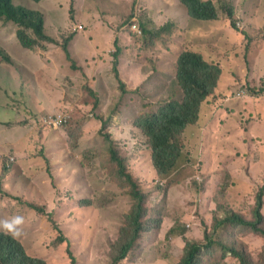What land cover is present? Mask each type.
I'll return each instance as SVG.
<instances>
[{
  "label": "rangeland",
  "instance_id": "obj_1",
  "mask_svg": "<svg viewBox=\"0 0 264 264\" xmlns=\"http://www.w3.org/2000/svg\"><path fill=\"white\" fill-rule=\"evenodd\" d=\"M16 3L40 10L48 34L59 41V45L48 44L47 54L37 49L25 55L17 39L19 28L0 23V40L9 45L7 52L30 69L26 72L35 78L37 86L36 89L32 77L24 74L21 78L17 69L8 73L0 64V121L7 125L0 130L9 134V145L21 143L17 151L8 148L16 157L15 162L19 157L20 160L1 179L0 217L10 219L17 212L16 215L24 217L23 235L19 239L27 252L46 259L48 264H111L113 246L120 239V227L133 203L131 187L124 176L129 173L145 195L150 212L147 232L120 264H177L186 246L180 234L183 224L189 227L186 234L189 239L203 240L208 232L213 243L217 240L216 247L204 250L202 264H264V235L260 232L243 226L226 229L222 226L214 231L218 218L203 203L202 190L211 186L212 201V184L219 187L226 170L212 172V163L208 164L212 155H201L193 165L162 179L153 171L146 138L135 128L143 113L158 110L160 103L171 97L181 98L175 71V60L182 50L175 47L179 36L175 35L174 42L165 45L155 41L156 46L152 47L145 36L135 34L131 29L133 18H138L142 28H146L148 21L144 10L147 5L138 0H44L36 5L16 0ZM216 5L220 19L212 23V48L223 54L232 50L231 60L225 61L229 65L226 79L234 74L236 89L247 90L251 104L239 100L241 108L247 111L245 121L259 118L261 126L264 122V1L216 0ZM229 10L235 12V29L228 19ZM155 12L160 15V11ZM223 21L227 22L225 26L221 25ZM155 27L158 26L148 25L150 29ZM72 35L71 53L77 64L85 67V73L72 71L64 56L61 45ZM209 36L205 40L193 38L187 45L204 44ZM118 46L126 47L123 53H128L131 63L126 66L122 59L119 65L131 89L127 93L122 92L115 79L114 58L109 56ZM0 48L4 49L3 45ZM162 56L165 59L158 62L156 59ZM86 62L91 66L87 67ZM14 91H18V96L12 94ZM46 96L56 99L55 107L47 104ZM24 109L27 115L23 117L20 113ZM57 111L68 113L69 122L60 128L44 127L41 118ZM207 115L206 112L204 120ZM101 119L108 125L104 130ZM52 136L61 137L63 144L64 155L58 154V159H52ZM207 136L211 142V132ZM113 148L125 171L113 158ZM224 150L228 155L234 153L230 144ZM259 152L261 149L244 152V161L251 162L248 178L243 185L233 182L232 191L237 192H230L232 201L238 205L236 211L250 221L256 220L257 195L264 189V155ZM44 154L51 162L48 169ZM254 158L258 160L253 164ZM37 190L41 195H35ZM35 196L46 203L49 216L59 224L68 240L64 244H58V232L49 216L24 210L29 206L16 201L18 197L33 200ZM223 212L225 216L228 213ZM261 212L264 216V204ZM261 227L264 228V222ZM173 230L175 233L171 235ZM232 248L237 250L236 257L229 254Z\"/></svg>",
  "mask_w": 264,
  "mask_h": 264
},
{
  "label": "trees",
  "instance_id": "obj_2",
  "mask_svg": "<svg viewBox=\"0 0 264 264\" xmlns=\"http://www.w3.org/2000/svg\"><path fill=\"white\" fill-rule=\"evenodd\" d=\"M35 1L41 2L42 0ZM180 1L187 6L191 17L196 20L213 21L218 19V8L215 2L211 0ZM14 7L13 0H0V17L6 16L9 19L17 21L20 27L33 31L35 37L30 36L23 29L18 32L19 40L24 47L35 49L37 46H41L45 49V42H56L55 39L51 38L46 33L45 21L42 19L39 12L17 9ZM227 14L231 20L232 27L235 28L233 22L235 20V13L229 10ZM142 29L145 35L146 33H150L147 28L143 27ZM166 29L167 28H163L153 34L160 37ZM72 38L73 35L63 43L64 52L70 61L72 58L68 45ZM114 57L113 72L120 86L124 88L125 84L120 77L118 69L119 48H117V51L114 53ZM2 60L8 62L9 58L2 55ZM218 61L219 58L213 57V55L210 57L202 53L190 51L183 53L178 59L176 66V84H179L182 90L181 98L175 96L169 98L158 113L150 114L148 112L136 122V126L146 138L149 149L152 151L153 166L158 176L162 179H166L182 167L195 163V158L192 153L186 152V144L183 136L189 126L197 124L202 104L214 94V90L222 72V68ZM72 68L78 69L75 64H72ZM112 154L113 158L119 162L122 171H125V165L115 149L112 150ZM124 176L131 187L133 203L120 227V239L118 243L113 246L111 264H120L122 261L126 260L134 250L137 242L148 230L146 220L150 210L146 202V197L141 192L136 180L131 174L125 173ZM225 187H227V185L224 186V188ZM219 192L220 195L223 194V189H220ZM263 197L264 189L257 195L256 210L254 211L256 217L255 221H250L234 212H229L234 211V209L228 198H222L224 200V205L221 208L229 212L224 221H222V224L236 227H249L253 229L255 233L260 232L264 235V228L261 227L264 221V216L261 212ZM31 207L36 209L40 214L49 216L46 207L36 205H31ZM50 221L55 231L58 232V244L67 242L68 240L62 234L59 224L53 221L51 217ZM217 227L218 222L215 225V228ZM224 228L226 229L227 227ZM187 232V225H181L180 234L184 237L186 246L177 264H202L204 250L213 245L216 247L218 245L215 244L217 240L215 239L213 243L212 237L209 236L208 232H206L203 240L189 239L186 237ZM174 233L175 231L173 230L170 234L172 235ZM232 253L234 257L237 255L235 251H232ZM68 254L73 258V254L69 249ZM0 264H48V262L44 258L30 255L23 244L17 239L0 233Z\"/></svg>",
  "mask_w": 264,
  "mask_h": 264
},
{
  "label": "clouds",
  "instance_id": "obj_3",
  "mask_svg": "<svg viewBox=\"0 0 264 264\" xmlns=\"http://www.w3.org/2000/svg\"><path fill=\"white\" fill-rule=\"evenodd\" d=\"M23 1H26V2H29V3H31V4H34V5H36V4H39V3H41L42 1H44V0H42L41 2H36L35 0H23ZM138 1H140V2H144L146 5H147V7H149L154 13H156L155 11H160V15L161 14H165L166 13V11H167V8H168V3H170V1H172V0H146V1H142V0H138ZM203 1H210V0H203ZM211 1H213V2H215V4H216V0H211ZM233 1V0H232ZM258 1H264V0H258ZM150 4V5H149ZM13 5L15 6L14 8H17V9H24V10H30V11H36V12H39L40 14H41V17H42V19L44 20V17H43V14H42V12L40 11V10H38V9H31V8H29L28 6H26V5H23V4H17L16 3V0H13ZM141 6H142V4H141ZM217 6V5H216ZM232 6H233V4H232ZM147 7H144V10H146L147 11V13H148V8ZM218 8V7H217ZM234 8V7H233ZM182 11H185V13H183ZM161 12H165V13H161ZM146 13V14H147ZM235 13V12H234ZM218 14H219V16H218V19L217 20H213V21H211L212 23H215V22H219V19H220V11H218ZM148 15V21H147V23H146V28H147V30L150 32L149 34H147L146 33V35H145V33H144V30L142 29V26H140V24H139V20H138V18H133V20H132V26H131V29L133 30V32L135 33V34H137L138 36H145L146 37V39H148L147 40V42L149 43V45L150 46H152V47H154V46H156V43H155V41H158L159 43H161V44H166V43H169V42H174V39H175V35H178L179 36V39H178V41L176 42V45H175V47L178 49V48H180V49H182L180 52H179V54H178V56H177V59L175 60V71H176V74H177V68H176V66H177V62H178V59L180 58V56L183 54V53H185V52H187V51H190V52H195V53H202L198 48H196V47H194V45H193V47H191V45H187L190 41H192L193 40V38H196V39H198V40H205L206 38H200V37H188V36H186V35H183L182 33L189 27V25H190V23H191V21H194V20H196V19H194V18H192L191 17V15H190V13H189V11H188V8H187V6H185L180 0H179V2L176 4V2H175V5L173 4V6H172V8H171V11H170V13H169V15H168V18H167V20L164 22V24H162V25H160V26H158V25H156L155 24V22L153 21V19L149 16V13L147 14ZM236 17V16H235ZM228 19H229V17H228ZM230 20V19H229ZM45 21V20H44ZM196 21H202V20H196ZM231 21V20H230ZM1 22H7L8 24H10V25H14V26H16V27H18L19 29H18V31H17V39H18V41L20 42V40H19V37H18V32L20 31V30H25L30 36H34L35 37V35H34V33H33V31L32 30H26V29H24V28H22V27H20L19 25H18V23H17V21H15V20H12V19H9V18H7L6 16H3V17H0V23ZM203 22H209V21H203ZM150 23H152V24H154L155 26H158V27H155V29H150V28H148V25L150 24ZM227 24V22L226 21H223L222 22V24L221 25H223V26H225ZM44 25H45V23H44ZM238 25H239V27H241L242 26V23L240 22V23H238ZM80 26V25H79ZM79 26H77V27H79ZM231 27H232V25H231ZM82 28V27H81ZM163 28H167L166 29V31L163 33V35H161L160 37H158V36H155L153 33L154 32H158V31H160L161 29H163ZM233 29H235L234 27H232ZM45 31H46V33L48 34V32H47V28H46V25H45ZM244 34V33H243ZM49 35V34H48ZM50 36V35H49ZM51 38H53L52 36H50ZM53 39H55V38H53ZM74 39V36H73V38L69 41V45H68V48H69V52H70V55H71V58H72V60L70 61L68 58H67V56H66V53L64 52V48H63V44L61 45L62 46V49H63V53H64V56H65V58H66V60L69 62V64H70V69L73 71V70H75V71H82L83 73H85V67H83L82 65H80V64H77V62H76V60H75V58H74V56H73V53H71V50H70V42L72 41ZM56 40V39H55ZM117 42V43H116ZM4 43V41L3 40H0V46H2L3 45V47H4V49H2V48H0V64H1V68L2 69H6V71L9 73L12 69H17L18 70V73L20 74V76H21V78H22V76L24 75V74H26V75H28V76H30V77H32V79L34 80V82H35V78L31 75V74H29V73H27L26 71H30V69L28 68V67H26V66H24L21 62H19L18 60H17V58L16 57H13L11 54H9L8 52H7V50H6V48L7 47H9V45L8 44H3ZM20 44H21V42H20ZM45 44V49H43L41 46H37L35 49H29V48H26V47H24L22 44H21V47H22V52L25 54V55H27V53H28V51H36L37 49H42V54H44V53H48V51L47 50H49L50 49V47L48 46V44H57V45H59V41L58 40H56V42H53V43H50V42H45L44 43ZM115 44L117 45V44H119V40L118 39H116V41H115ZM226 47V46H225ZM117 48H119V59H118V61H119V65L121 64V61H122V59L124 60V62H125V64L124 65H126V66H129L131 63H130V59H129V55H128V53L127 52H125V53H123V51L126 49V47H120V46H118ZM215 50V53H217L218 52V49H214ZM109 51H111V52H113L112 51V49H110ZM117 51V49L112 53V55L111 54H109V56L112 58V56H113V64H114V60H115V57H114V53ZM121 51H122V55H120V53H121ZM203 54V53H202ZM2 55L3 56H7L8 58H9V61L8 62H6V61H3L2 60ZM203 55H205V54H203ZM217 55H219V56H221L222 57V59L220 60L219 59V61H218V63H219V65L221 66V68H222V72H221V75H220V78H219V80H218V83H217V86H216V88H215V90H214V94L210 97V98H208L203 104H202V106H201V108H200V117H199V120H198V122H197V124L196 125H198V123L200 122V120H201V112H202V107L205 105V106H207V107H209V108H212V104H217V108H220L221 107V101H220V93H218V89H219V87H220V85L221 84H224L225 86H229V88H230V91H229V93L227 94V96L225 97V99H230L231 100V98H235L234 100L236 101V102H238L239 103V111H241V120H242V122L244 123V124H248V126L249 127H253V126H257V129H256V132L257 133H259L262 137H264V122L262 123V125L260 126V119L258 118V119H255V118H251L250 120H248V122H246L245 121V116L244 115H247V111L245 110V109H242L241 108V106H240V102H239V100H242V102H243V104H251V102H250V96H246V92H247V90H237L236 89V87H235V84H236V81H237V79H236V77H235V75L234 74H232L231 75V77L230 78H228V79H226V72H227V70H229V65H228V63L227 62H225V61H229V60H231V55H232V53L231 54H228V52L227 53H218V54H214V56L216 57ZM228 55V56H227ZM236 56H237V54H235ZM165 59V57L164 56H162V57H159V59H156L158 62H159V60H161V61H163ZM224 59V60H223ZM86 61V60H85ZM94 62V64H95V60L93 61ZM98 62L99 63H101V58H98ZM87 63V67H89V66H91V64L89 63V62H86ZM72 64H75L77 67H78V69H74V68H72ZM119 65H118V69H119V72H120V77L122 78V80H123V82H124V84H125V86H124V88H122V86H120V89L122 90V92L123 93H127V91L128 90H131L129 87H127V83L125 82V80H124V77L122 76V74H121V70H120V68H119ZM20 69H24L25 71H23V70H20ZM160 70V69H159ZM112 71H113V67H112ZM161 71V70H160ZM114 73V72H113ZM165 72H163L162 74H164ZM114 76H115V74H114ZM21 78H20V81H21ZM115 79H116V77H115ZM226 79V80H225ZM117 80V79H116ZM176 80H177V78H176ZM118 82V81H117ZM119 83V82H118ZM119 85H120V83H119ZM20 86L23 88V86L20 84ZM35 87H36V89H37V86H36V82H35ZM89 88H91V90L96 94V96L97 97H100V94H99V92L96 90V89H94L91 85H89ZM24 89V88H23ZM25 90V89H24ZM26 91V90H25ZM27 92V91H26ZM28 93V92H27ZM13 95H17L18 96V91H14L13 93H12ZM29 94V93H28ZM246 97H247V99H246ZM249 98V99H248ZM168 100V99H167ZM167 100H165V101H163V102H161V103H163V104H161L160 103V105H159V108H158V110H155V109H152V110H150L149 111V113L150 114H154V113H158L159 112V110L165 105L164 103L167 101ZM99 106V100L96 102V107H98ZM22 112H23V110H22ZM60 111H57V112H52V113H49V114H47L46 116H44V117H42L41 118V124L44 126V127H46V128H60V127H62V126H65L68 122H69V120H70V115L68 114V113H66V112H62V113H59ZM33 113V112H32ZM146 113H148V112H146ZM146 113H143L139 118H138V120L137 121H139ZM21 114V113H20ZM30 117V116H29ZM4 121H0V125H2V126H0V127H3L4 126V123H3ZM100 122H101V126H102V130H104V129H106L107 128V123H106V121L104 120V119H101L100 120ZM115 122H118V119H115ZM196 125H192V126H189L188 128H187V130H186V132L184 133V140H185V144H186V151L188 152V153H192V155H193V157L195 158V163H196V160L198 159V158H200V156H195L194 154H193V152L191 151V149H190V147H189V145H188V143H187V139H186V133H187V131L189 130V129H191L192 127H194V126H196ZM5 126H7V125H5ZM9 127V126H8ZM135 128L137 129V131L139 132V134H140V136H142L143 138H145L144 136H143V134H142V132L139 130V128L136 126V124H135ZM8 136H9V134L7 135V140H8ZM106 138H107V140H110V136L109 135H107L106 136ZM42 144L43 145H45V146H47V144L44 142V141H42ZM20 146H21V143H18L15 147H13L12 148V150L13 151H17V150H19V148H20ZM149 147V146H148ZM115 148H113L112 150H114ZM11 150V149H10ZM116 150V149H115ZM51 154H52V159L53 158H55V159H58L60 156H62V155H64V153H63V144H62V141H61V137H57V136H52L51 137ZM117 151V150H116ZM151 151V150H150ZM118 153V152H117ZM26 154V153H25ZM59 154V157L58 158H56V156ZM113 155V154H112ZM119 155V154H118ZM120 157V156H119ZM15 159H16V157L12 154V152L11 151H9L8 150V148H5V149H0V182H1V179H2V177H3V175L4 174H6V173H8L10 170H11V168H12V165L14 166H16L17 164H18V162H19V160H20V157L17 159V161L15 162ZM43 159H44V162L46 163V169H48L49 168V166L51 165V162H50V159L47 157V154H44V156H43ZM263 159V158H262ZM202 160V159H201ZM261 160V159H260ZM242 161H243V164L246 166L247 165V162L246 161H244V157H243V159H242ZM15 162V163H14ZM151 165H152V168H153V171L155 172V174H156V176H158V174H157V171H156V169L154 168V166H153V162H152V151H151ZM224 170H226L225 171V175H224V178H223V182H222V184L218 187V185H214V184H212V190H213V196H212V200H213V203H214V205H215V207L212 209V201L210 200V198H209V189L211 188V186H207L206 187V189H204L203 188V190H202V192H203V203L208 207V209L209 210H212V215L214 214V216H216L218 219H216L217 221H216V223H215V225L217 224V222H218V227L217 228H215V225H214V231L215 230H219L222 226L223 227H227V228H229V227H236V226H233V225H228V224H222V221H224V219L227 217V215H228V213L229 212H234V213H236V214H238V215H240V216H242L243 218H244V216L241 214V213H239L238 211H236V209H238L237 207H238V205L237 204H235L233 201H232V199H231V194H230V192L231 193H235V192H237V190H235V191H232V187L234 186V184H232L233 182L235 183V184H239L238 182H237V178H235L234 177V175H233V173L231 172V171H229L228 169H224ZM223 172V171H222ZM220 173V172H219ZM216 177H219L218 175H215ZM132 177L135 179V177L132 175ZM136 180V179H135ZM137 182V181H136ZM245 182V180L243 181V182H241V183H244ZM220 184V183H219ZM227 185V187H225L224 188V186H226ZM218 188V189H217ZM220 189H223V194H221L220 195ZM206 193H208V194H206ZM238 193H242V190H238ZM41 195V193L37 190L36 191V193H35V195L37 196V195ZM36 196H35V199H24V197H18V198H16V201L18 202V203H20V204H23V205H27V206H29V208H26V209H24V210H35V211H37L36 209H33L32 207H31V205H36V206H40V207H46V209H47V212H48V208H47V205H46V203H41L40 202V200H37V198H36ZM222 198H228L229 199V201H230V203H231V205H232V207H233V209H234V211H229L227 214H226V216H225V214H223V213H225V212H223L224 210H222V206L224 205V200L222 199ZM263 204H264V201H263ZM0 211H2V209H0ZM38 212V211H37ZM18 213V212H17ZM16 213V214H17ZM39 213V212H38ZM222 213V214H221ZM16 214H14V216H12L10 219L9 218H4V217H0V233H2V234H5V235H9V236H11L13 239H17L19 242H21L20 241V239H19V237H21L22 235H23V225H24V223H25V219H24V217L22 216V215H16ZM40 214V213H39ZM40 215H42V214H40ZM263 215V214H262ZM264 222V221H263ZM188 227V226H187ZM189 228V227H188ZM206 234V233H205ZM226 236V235H225ZM262 237H264V236H262ZM225 238H227V236L225 237ZM22 243V242H21ZM24 246V245H23ZM26 249V248H25ZM27 251V250H26ZM232 251H237L236 249H234V248H232V250L231 251H229V254H231L232 253ZM240 252V251H239ZM237 253V252H236ZM236 257V256H235Z\"/></svg>",
  "mask_w": 264,
  "mask_h": 264
},
{
  "label": "crops",
  "instance_id": "obj_4",
  "mask_svg": "<svg viewBox=\"0 0 264 264\" xmlns=\"http://www.w3.org/2000/svg\"><path fill=\"white\" fill-rule=\"evenodd\" d=\"M170 1V0H169ZM179 0H172L168 3V8L165 14L158 15L154 13L149 7V16L153 19L156 25L160 26L167 20L173 4L175 5ZM185 13V11H182ZM247 15V14H246ZM212 22L203 21H191L189 27L182 33L188 37H200L209 39L206 43H194V47L198 48L206 56L215 57V50H212ZM229 47L234 49V45L229 43ZM226 48L228 49L227 45ZM228 54H231L232 50L228 49ZM44 54H47L44 53ZM238 54V53H235ZM228 56V55H227ZM220 60L221 56L217 55ZM224 60V59H223ZM48 63H44L47 65ZM49 66V64H48ZM220 93L221 107L217 108V104H212V108L207 106L202 107L201 120L198 125L189 129L186 133L187 143L195 156L211 154L212 158L208 161L212 163V172H222L225 168L231 171L237 182L243 185L244 180L248 178V169L251 162L248 161L247 165L243 164L244 152L252 149L253 153L257 149H261L259 155H264L263 137L256 132L257 126L249 127L248 124H244L241 120V111H239V103L234 99H225L230 91L229 86L221 84L217 90ZM47 104L53 108L55 107L56 99L53 96H46ZM207 112V120H204V114ZM33 113H36L33 111ZM27 110L24 109L21 116H26ZM31 117V115H29ZM2 126V125H0ZM5 127V125L3 126ZM8 130V129H7ZM208 132H211V142H208ZM7 133L2 129L0 130V149L14 147L16 145H9L7 140ZM230 144L233 149V154L226 152L224 147ZM251 145V147L249 146ZM258 159H253V164ZM216 177L215 175H213ZM239 186V185H236ZM54 194V193H53ZM208 194V193H206ZM213 196V190H212ZM215 207L212 200V209Z\"/></svg>",
  "mask_w": 264,
  "mask_h": 264
}]
</instances>
